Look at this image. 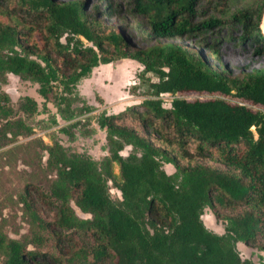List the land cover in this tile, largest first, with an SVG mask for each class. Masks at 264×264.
<instances>
[{"label":"trees","instance_id":"trees-1","mask_svg":"<svg viewBox=\"0 0 264 264\" xmlns=\"http://www.w3.org/2000/svg\"><path fill=\"white\" fill-rule=\"evenodd\" d=\"M89 1L0 0V74L37 84L44 112L51 103L68 122L59 131L71 137L80 117L93 112L87 104L76 106L82 100L78 83L99 65L137 61L150 99L141 110L132 106L97 118L111 154L103 170L87 155L68 154L56 140L46 146L56 182L49 193L27 184L20 202L35 225L34 240L49 239L58 256L41 252L34 240L0 233L3 264H254L241 258L237 244L264 251V112L220 98L177 97L220 93L264 107V67L232 78L209 62L219 55L215 42L206 43L208 35L229 21L204 16L199 5L216 2L211 8L222 11L230 0ZM124 15L141 19L136 29L146 47H134L107 21ZM263 16L264 2L237 12L233 21L241 27L240 40H251L264 54ZM163 94L174 96L171 108L163 106ZM8 103L0 93L5 133L31 135L34 128L23 118H8ZM19 110L32 117L39 105L26 96ZM50 117L58 125L56 115ZM125 146L141 155L123 157ZM163 162L175 167L180 184ZM109 180L121 200L111 198ZM71 202L91 218H79ZM206 207L226 222L225 234L205 226Z\"/></svg>","mask_w":264,"mask_h":264},{"label":"rangeland","instance_id":"rangeland-1","mask_svg":"<svg viewBox=\"0 0 264 264\" xmlns=\"http://www.w3.org/2000/svg\"><path fill=\"white\" fill-rule=\"evenodd\" d=\"M119 1V0H118ZM264 0H230L222 11H217L206 2L199 5L198 10L205 11L204 16L213 17L221 21H229L227 24L215 27L209 33L206 43L211 45L215 42V47L219 59L209 58V62L217 69L224 71L232 78H242L253 70L264 67V54L260 53L256 45L251 41H241V27L233 21V16L246 9L257 8ZM92 6L96 0H90ZM120 27L131 43L136 48L146 47L149 43L141 39L137 31L138 22L141 19H131L124 15L123 18L107 19ZM128 24L125 25V24ZM261 32L264 33V16L261 24ZM188 40L187 46L193 44ZM206 52V51H204ZM143 66L137 61L120 60L109 65H99L93 69L89 77L80 80L77 86V93L81 101L76 106L87 104L93 108V112L85 117H80L82 123L70 131L73 137L61 133L60 126L68 125L57 114L56 108L49 103V112H44V99L38 93V85L20 78L19 76L6 73L0 74V93H4L9 98L8 106L13 110L8 118L16 119V116L23 118L26 123L34 128V132L29 136H12L3 127L5 119L0 115V233L10 238L21 241L34 240L36 238V228L32 219L20 202V195L27 184L39 186L45 192H50L56 182V170L48 165V152L46 146L52 145L53 141L60 142L68 154H84L95 161L100 170L104 169L107 158H110L106 132L99 128L96 120L102 112L110 115H118L132 106L143 108V102L150 99L147 95V88L141 79ZM153 81L157 79L148 74ZM29 96L35 99L39 105V113L28 117L19 110L21 98ZM177 97L195 101L211 100L220 98L231 103H239L247 106L253 111L264 112V107L246 102L235 96L224 94H209L186 92L178 93ZM174 96L163 94L161 100L165 108H171ZM56 115L58 125L51 124L50 115ZM89 117V122H86ZM45 121L43 123L41 121ZM48 126V127H47ZM93 130L88 135V131ZM130 154L140 156L141 151L132 146H125L121 151L123 157ZM209 164H216L208 161ZM217 165V164H216ZM116 180H119V166L112 164ZM163 169L172 175L175 184L181 183V177L177 174L172 164L162 163ZM108 192L114 201L122 199L121 192L114 183L108 181ZM75 214L81 219L91 218L90 214L82 212L73 202H71ZM202 220L205 226L213 232L225 234L226 222L218 220L212 211L206 207L203 211ZM34 242L39 244V249L43 253L55 254L52 242L49 239L41 238ZM33 250L32 245L29 246ZM237 250L243 260H249L254 264L264 263V251L257 248L248 247L243 243L237 244ZM4 258L0 257V264ZM61 264H74L63 260Z\"/></svg>","mask_w":264,"mask_h":264}]
</instances>
